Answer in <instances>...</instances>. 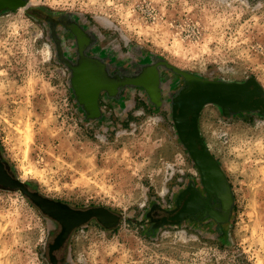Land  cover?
<instances>
[{
  "label": "rangeland",
  "instance_id": "rangeland-1",
  "mask_svg": "<svg viewBox=\"0 0 264 264\" xmlns=\"http://www.w3.org/2000/svg\"><path fill=\"white\" fill-rule=\"evenodd\" d=\"M26 1L25 10L0 14V152L15 178L41 196L122 213L117 229L82 234L88 263L264 264V117L224 118L211 106L201 113L202 136L233 192L228 235L185 225L155 230L146 213L170 209L197 177L169 111H153L130 91L122 111L100 100L102 126L85 122L45 20L32 13L74 14L96 31L100 47L124 56L138 47L198 76L251 77L264 89V0ZM48 231L33 203L0 189V264H47Z\"/></svg>",
  "mask_w": 264,
  "mask_h": 264
},
{
  "label": "water",
  "instance_id": "water-1",
  "mask_svg": "<svg viewBox=\"0 0 264 264\" xmlns=\"http://www.w3.org/2000/svg\"><path fill=\"white\" fill-rule=\"evenodd\" d=\"M28 5L24 0H5L0 11L25 10ZM56 17V22L45 21L48 38L56 60L69 73L70 92L84 121L102 126L106 114L100 100L122 111L128 105V93L138 91L153 111L166 106L177 140L195 167L198 177L186 180L172 197V207L157 206L167 213L177 211L171 217L173 222L163 219L152 227L158 230L185 225L205 230L212 237L227 236L234 216L233 192L220 162L202 136L200 117L206 106L216 108L224 118L264 117L263 87L251 77L241 82L204 78L138 47L124 56L109 44L100 47L96 31L76 15L65 13ZM65 39L70 42L68 57ZM0 185L17 190L36 207L52 201L8 176L1 163ZM149 216L148 211L145 217L150 220Z\"/></svg>",
  "mask_w": 264,
  "mask_h": 264
},
{
  "label": "flooded vegetation",
  "instance_id": "flooded-vegetation-1",
  "mask_svg": "<svg viewBox=\"0 0 264 264\" xmlns=\"http://www.w3.org/2000/svg\"><path fill=\"white\" fill-rule=\"evenodd\" d=\"M4 2L5 0H0V5ZM5 12L9 11L2 10L0 14ZM32 13L34 16L44 19L47 22L57 21L56 16L44 14L39 10H35ZM66 57H68V54H66ZM0 163L6 174L11 178H15L1 152ZM27 188L32 191L29 187ZM0 189L5 188L0 185ZM37 208L48 219L49 224L48 243L45 255L47 264H89L87 257L80 251L79 242L82 234L86 230L88 231L91 226L101 231L115 230L124 219L123 215L107 208L105 211L101 206H74L58 200L41 202L40 207ZM176 213L177 211L167 213L158 207H152L149 210V226L151 227L163 219L168 223H172L173 220H171V217H174Z\"/></svg>",
  "mask_w": 264,
  "mask_h": 264
},
{
  "label": "bare ground",
  "instance_id": "bare-ground-1",
  "mask_svg": "<svg viewBox=\"0 0 264 264\" xmlns=\"http://www.w3.org/2000/svg\"><path fill=\"white\" fill-rule=\"evenodd\" d=\"M20 10H22V9H20ZM20 10H19V11H20Z\"/></svg>",
  "mask_w": 264,
  "mask_h": 264
}]
</instances>
